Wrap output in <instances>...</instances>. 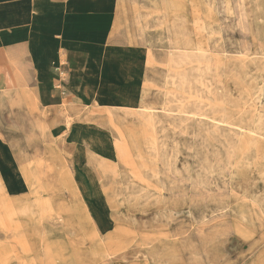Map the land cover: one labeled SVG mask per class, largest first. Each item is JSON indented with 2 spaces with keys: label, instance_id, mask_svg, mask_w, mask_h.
Segmentation results:
<instances>
[{
  "label": "rangeland",
  "instance_id": "rangeland-1",
  "mask_svg": "<svg viewBox=\"0 0 264 264\" xmlns=\"http://www.w3.org/2000/svg\"><path fill=\"white\" fill-rule=\"evenodd\" d=\"M170 1L174 6L168 7L180 12L167 18L179 21L175 22L173 56L188 58L183 71L195 73L188 74L184 88L178 87L177 80H167L166 72L160 74L161 79L150 82L146 104L155 109L168 104L177 112L190 108L224 124L166 116L157 128L160 136H155L161 151L159 162L161 168L166 161L177 169L175 179L181 187L166 192L140 171L124 144L123 133L139 125L110 123L107 118L103 123L113 126L115 143L91 140L88 152L89 159H94L91 162L110 175L108 192L78 193L73 182V189L65 187L73 193L64 194V187L55 186L61 182L49 176L56 163L38 165L45 169L43 173L34 172L26 181L31 188L29 201L42 215L32 208L29 215L0 216V264H41L37 256L45 249L50 253L46 264H175L181 243L193 247L194 261L205 260L201 264H264V215L253 203L255 196L264 197L259 193L264 190V140L234 127L264 131V0ZM164 2L157 0L148 6L166 9ZM158 39L168 40L167 33ZM162 58L164 63L167 58ZM167 131L183 140V151L177 156L175 142L164 137ZM75 147L79 146L73 144V153ZM118 150L127 155L125 163L115 158ZM129 184L140 192L159 194L161 210H172L169 221L154 215L155 210L137 221L127 220L133 215L121 196ZM60 199L73 203L63 202L60 210L53 209L49 202ZM16 231L61 233L64 239L16 241L11 234ZM56 243L71 254L55 257L49 245ZM38 247L40 252L35 250ZM21 248L24 253L29 249L28 257Z\"/></svg>",
  "mask_w": 264,
  "mask_h": 264
},
{
  "label": "crops",
  "instance_id": "crops-1",
  "mask_svg": "<svg viewBox=\"0 0 264 264\" xmlns=\"http://www.w3.org/2000/svg\"><path fill=\"white\" fill-rule=\"evenodd\" d=\"M155 1L0 0V205L5 209L0 216L39 210L29 201L26 177L43 173L45 169H38L42 163H56L57 170L49 169V176L61 182L55 186L64 187L60 189L64 194L73 193L65 188L73 189V182L78 193L108 192L110 175L91 162L88 146L91 140L115 143L113 126L103 123L108 118L106 108L114 104H95L111 91L135 95L138 103L131 109L137 110L148 106L151 81L165 72L168 80L167 50L175 54L179 21L167 18L180 12L168 7L174 6L170 0L164 2L166 9L150 8ZM159 21L164 25L158 26ZM161 30L168 40L158 39ZM57 68L64 73L61 87ZM80 116L85 120H77ZM73 144L79 146L74 153ZM63 202L73 203L61 199L49 203L60 210ZM11 234L16 241L64 239L61 233ZM50 247L55 257L71 254L60 243ZM47 254L45 249L38 262L46 264Z\"/></svg>",
  "mask_w": 264,
  "mask_h": 264
},
{
  "label": "bare ground",
  "instance_id": "bare-ground-1",
  "mask_svg": "<svg viewBox=\"0 0 264 264\" xmlns=\"http://www.w3.org/2000/svg\"><path fill=\"white\" fill-rule=\"evenodd\" d=\"M161 25H164V24L162 21H159L158 26H161ZM169 53H170V59H169V64H168V66H169L168 80L169 81H173V80L176 81L177 80V81H179V82H177L178 87L184 88L185 84L187 83L185 81L190 79L188 74L189 73L194 74L195 71L191 69L188 72V74L185 73L183 71V66L189 63L188 62L189 59L188 58L187 59L182 58V57L176 58L173 56V53L171 51ZM262 56H264V53H262ZM176 69L177 70L182 69V70L178 73ZM105 83H106L105 85L110 84V82H108V81H106ZM119 83L124 84V82H119ZM104 89H107V88H104ZM136 90H137V87H136ZM134 92H135V90H134ZM102 93H104V92H102ZM127 94H129V93H127ZM134 96L133 95H131V96H129V95L118 96L114 92L106 91L104 94H102L99 97L98 103H99V105L100 104H106V103L114 104V105L106 108V110L108 111V122H110V123L120 122V123H126V124L128 123L134 128L139 125L138 128H135L131 131L123 133V137L125 138L124 144L129 146V149H131V154L134 156V158L137 159L136 163H137V166L139 167L140 171H144V173L146 175H148L150 177V179H152L160 187L161 190L166 191V192L177 191L181 188L180 184L175 179V177L178 175L177 169L174 166L172 168H170V166L168 165V162H166V161L163 163L164 168H161L162 164H161V162H159L160 157H161V151L159 148H158L159 150L157 149L158 144H157V141L155 139V136H157V137L160 136L159 134L161 133V131L158 130L157 128L160 127L161 123L164 121L166 116H168L170 114H172L174 116H179L182 118H204V119H208V120L212 121L215 124H224V123L219 122V121L214 120V119L209 118V117L201 116L190 108L186 109L185 111H182V112H177V111H175L174 108L169 107L168 104H166L163 108H160V109H157V108L155 109V108H152L150 106H142L141 108H139L137 110H132L131 106L138 103L136 97H134ZM137 97H139V96H137ZM226 125L234 126V125H230V124H226ZM234 127L238 128L242 132L247 133L251 137H257V139H263L264 140V131H260V129L242 128V127H238L236 125ZM159 131H160V133H159ZM164 137L166 139H172L175 142L176 147H175L174 154L176 156L180 152L182 153V151H183V140L180 139L177 136V134H171L167 131L164 133ZM94 142H95V140H94ZM256 144H258V143H256ZM122 154L123 153L121 150L115 151V156H116L115 158L118 159V161L125 163V160L127 159L125 156H127V155H124V154L122 155ZM167 155H168L167 153L164 154L165 159L168 157ZM251 159H252V157H251ZM263 165H264V157H263ZM262 168H263V166H262ZM259 174H260V172H259ZM233 177H234V174H233ZM122 181H124V180L122 179ZM131 186L132 185L129 184V186L125 187L126 191L125 190L124 191L126 193L123 194L124 196H121V201L124 202L125 204H127L129 211H130V214L133 215L131 217H127V220L133 221V222L137 221L138 218H143L144 217L143 215H145V214L147 215L150 210H155L156 213L154 212V215L155 214L161 215L162 219L165 218L166 220L169 221L170 217L173 214L172 210L168 209V207H165L164 210H161L160 207H161V204L163 203V199L160 197L159 194L152 195L149 193H143V192H140L139 189H134V187L133 186L131 187ZM259 193L262 194V196H264V190L260 191ZM258 197L255 196V198L253 199V201H254L253 203L260 208L262 214L264 215V197H262L263 199H259ZM234 210H235V208H234ZM178 245H179L180 249H179V254L177 255V257L174 258L175 264H197V263L201 264V263H205V260H203V259H199L198 261L197 260L194 261L193 255H192L193 254V252H192L193 247H190L184 243H181ZM157 253H159V251L156 252V255H157ZM160 254H163V253H160ZM159 260H161V259H159ZM163 263H164V261H163Z\"/></svg>",
  "mask_w": 264,
  "mask_h": 264
},
{
  "label": "built area",
  "instance_id": "built-area-1",
  "mask_svg": "<svg viewBox=\"0 0 264 264\" xmlns=\"http://www.w3.org/2000/svg\"><path fill=\"white\" fill-rule=\"evenodd\" d=\"M56 70V72L59 74V76L61 77V80H60V82H59V86L61 87V83H63V81H64V73H63V71H62V69L61 68H57V69H55Z\"/></svg>",
  "mask_w": 264,
  "mask_h": 264
}]
</instances>
